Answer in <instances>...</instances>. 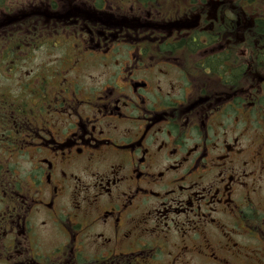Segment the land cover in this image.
<instances>
[{
  "label": "flooded vegetation",
  "instance_id": "flooded-vegetation-1",
  "mask_svg": "<svg viewBox=\"0 0 264 264\" xmlns=\"http://www.w3.org/2000/svg\"><path fill=\"white\" fill-rule=\"evenodd\" d=\"M44 3L0 99V264H264V0Z\"/></svg>",
  "mask_w": 264,
  "mask_h": 264
},
{
  "label": "trees",
  "instance_id": "trees-1",
  "mask_svg": "<svg viewBox=\"0 0 264 264\" xmlns=\"http://www.w3.org/2000/svg\"><path fill=\"white\" fill-rule=\"evenodd\" d=\"M45 0H0V30L3 33V39L6 41L0 40V49L3 51V60L0 62V72L6 71L7 61L10 60L12 66L9 69H13V37L11 39L10 36L13 34V11L16 7H18V12L23 11L24 8H27V11H32L37 9V7L43 6ZM21 22L29 24L27 26L22 27L21 32H25L27 29H33L36 27V23H38L39 27L43 25V18L39 15L29 16L26 19H20ZM23 37V34L19 37L20 39ZM9 39V40H8ZM0 90H5V88H1ZM2 99H5L4 95H2Z\"/></svg>",
  "mask_w": 264,
  "mask_h": 264
},
{
  "label": "rangeland",
  "instance_id": "rangeland-1",
  "mask_svg": "<svg viewBox=\"0 0 264 264\" xmlns=\"http://www.w3.org/2000/svg\"><path fill=\"white\" fill-rule=\"evenodd\" d=\"M3 56L2 53H0V57ZM25 61H22L20 65L17 68V74L16 78H13V71L12 72H4L0 73V89L5 88V90H0L3 91L4 93H0V99L2 95H9L13 99V91H16V79L18 80H24L28 73L32 72L33 70H36L38 67L40 68V63L42 61V56L40 51L32 57L30 56H24ZM3 60V58H0V62ZM4 71L3 69L1 72ZM255 138H259L262 134L263 131L259 132H253L252 133Z\"/></svg>",
  "mask_w": 264,
  "mask_h": 264
}]
</instances>
